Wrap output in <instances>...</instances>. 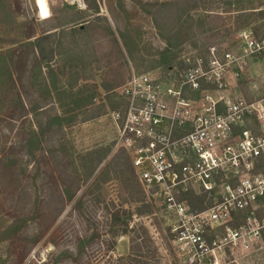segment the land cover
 <instances>
[{"label": "rangeland", "instance_id": "374dc122", "mask_svg": "<svg viewBox=\"0 0 264 264\" xmlns=\"http://www.w3.org/2000/svg\"><path fill=\"white\" fill-rule=\"evenodd\" d=\"M247 28L264 35V0H0V264H185L112 144L114 91ZM222 264H264V243Z\"/></svg>", "mask_w": 264, "mask_h": 264}, {"label": "built area", "instance_id": "2783aa9c", "mask_svg": "<svg viewBox=\"0 0 264 264\" xmlns=\"http://www.w3.org/2000/svg\"><path fill=\"white\" fill-rule=\"evenodd\" d=\"M181 59L183 68L131 70L115 89L112 144L171 218L176 255L222 264L264 243V35L243 29L231 46ZM193 192L207 201L199 211L183 202Z\"/></svg>", "mask_w": 264, "mask_h": 264}, {"label": "crops", "instance_id": "0c3cea01", "mask_svg": "<svg viewBox=\"0 0 264 264\" xmlns=\"http://www.w3.org/2000/svg\"><path fill=\"white\" fill-rule=\"evenodd\" d=\"M116 87H118V86H116ZM116 87H113L112 89H115ZM111 89V90H112ZM111 90H109V91H111ZM105 91V90H104ZM109 91H107V92H109ZM101 98V97H100ZM122 242V247H121V252H119V254H122V255H126V253H125V251H126V245L128 246L129 244H128V239L126 238V237H122V238H120L119 239V241H118V245H119V242ZM116 250H118V247H116ZM128 252V251H127Z\"/></svg>", "mask_w": 264, "mask_h": 264}, {"label": "trees", "instance_id": "16d2710c", "mask_svg": "<svg viewBox=\"0 0 264 264\" xmlns=\"http://www.w3.org/2000/svg\"><path fill=\"white\" fill-rule=\"evenodd\" d=\"M39 110H40V109H39ZM57 216H58V215H57ZM57 216L51 221V223H54L55 219L59 217V216H58V217H57ZM126 234H127L126 231H124V232H122L121 235H124V236H125ZM112 247H113L112 249L115 248V246H114L113 244H112ZM123 259H125V257H119V258H117V260H123ZM111 262H113L112 259L108 260L106 263L109 264V263H111ZM80 264H90V263L87 262V261H82V262H80Z\"/></svg>", "mask_w": 264, "mask_h": 264}, {"label": "water", "instance_id": "95a60500", "mask_svg": "<svg viewBox=\"0 0 264 264\" xmlns=\"http://www.w3.org/2000/svg\"><path fill=\"white\" fill-rule=\"evenodd\" d=\"M83 27H84L83 25H80V26H79V28H81V29H82Z\"/></svg>", "mask_w": 264, "mask_h": 264}]
</instances>
